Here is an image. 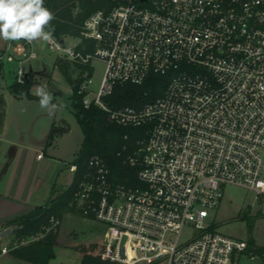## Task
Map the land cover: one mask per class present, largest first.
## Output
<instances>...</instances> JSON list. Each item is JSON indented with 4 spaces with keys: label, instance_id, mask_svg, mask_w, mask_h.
Wrapping results in <instances>:
<instances>
[{
    "label": "built area",
    "instance_id": "2783aa9c",
    "mask_svg": "<svg viewBox=\"0 0 264 264\" xmlns=\"http://www.w3.org/2000/svg\"><path fill=\"white\" fill-rule=\"evenodd\" d=\"M102 1L105 7L84 20L77 45L66 47L54 36L45 41L50 52L85 71L77 83L83 108L100 109L120 128L143 129L124 158L136 169L138 187L112 184L105 161L93 155L74 196L83 217L104 229L95 243L101 259L237 264L246 243L210 230L206 220L227 186L264 197V0ZM12 42L15 57L6 60L18 62L15 82L24 84L22 64L36 59L37 41ZM93 61L105 67L96 91ZM151 75L168 76L153 102L140 109L105 103L116 86L141 85ZM58 225L51 218L42 231ZM187 226L191 232L182 240ZM43 235L0 245V254Z\"/></svg>",
    "mask_w": 264,
    "mask_h": 264
},
{
    "label": "trees",
    "instance_id": "16d2710c",
    "mask_svg": "<svg viewBox=\"0 0 264 264\" xmlns=\"http://www.w3.org/2000/svg\"><path fill=\"white\" fill-rule=\"evenodd\" d=\"M102 0L91 2V8L78 19H74L70 10L54 6L51 0H45V6L55 14V20L46 31H52L53 36L62 40L66 36L80 38L81 26L92 13L105 7ZM91 49L93 46L88 42H83ZM54 66L61 72L66 82L72 88V108L75 119L79 125L83 140L80 150L71 165L76 167L70 186L58 192L50 199L46 206L36 207L33 211L22 217L16 218L7 223V227L16 228L13 232L16 240L31 238L38 234L43 237L28 245L18 247L11 251V254L18 259L33 264H48L54 259V246L57 239L58 228L48 233H43L42 228L48 226L50 219L59 218L66 213H75L77 208L74 202L75 193L78 190L84 174L87 171V161L93 156L102 158L109 168V180L112 184H122L128 187H138L140 185L136 177V169L124 162L125 156L130 153L136 144L143 129H123L111 124L107 120L106 114L96 107L83 108L81 99L77 95V83L82 79L79 73L76 80L72 79V70L82 72L83 69L77 65L57 57ZM82 70V71H81ZM3 77V63L0 56V78ZM168 84V76L151 75L141 85L125 84L116 86L113 95L105 100V103L112 109L134 108L140 109L143 105L153 102L160 97ZM31 79L26 77L23 85L13 84L10 86V93L27 98ZM3 115L0 114V128L3 125ZM127 135V139L124 137ZM125 147V151L123 148ZM210 230H215L214 223ZM82 258L80 264H110L101 259L102 248L93 244L87 247H80ZM251 258L262 257L264 246H256L252 237L246 241V249L243 252ZM242 253V254H243Z\"/></svg>",
    "mask_w": 264,
    "mask_h": 264
},
{
    "label": "rangeland",
    "instance_id": "374dc122",
    "mask_svg": "<svg viewBox=\"0 0 264 264\" xmlns=\"http://www.w3.org/2000/svg\"><path fill=\"white\" fill-rule=\"evenodd\" d=\"M97 1L99 0H51L54 6L70 10L72 17L75 20L86 14V12L92 7L91 2ZM62 40L64 41V45L66 47H74L79 43V38L77 37L66 36ZM15 43L16 42L11 41L8 51V54L12 57H15L12 52V48ZM33 48L37 55L36 59L24 61L22 64L25 70V75L30 69L39 74L28 89L29 95L33 98L22 97L25 99L23 101H19L15 105V108L23 115L25 122H28V125L26 124L27 134H35L37 132L38 125L34 124L35 116H33V114H37V117L51 116L55 120L56 127L65 126L67 128V133L63 136L56 137L51 146L49 145L46 150V154H52L54 158H57V166H59L57 175L60 174L58 185H60L63 179L66 178V180H70V174L68 170H66L67 166L62 168L60 165L62 161L69 163L76 157L80 150L83 136L73 114V101L69 100V98L72 97V88L66 82L61 72L54 66V62L58 55L50 52L43 40H37ZM5 67L6 74L8 75V79L11 84H17L15 82V72L18 68V62L16 60L14 63L6 62ZM104 69V64L100 61H93L91 63L90 78L92 80L91 87L93 91L98 89L103 77ZM79 73L82 72L72 70V79L76 80L80 77L78 75ZM85 74L88 75L89 73L86 72ZM37 86H44L53 96L52 102L58 105L54 114L49 115L46 109L40 107L39 97L35 95ZM8 107L10 109V106ZM6 118L7 116L4 120H6ZM32 118H34V120H31ZM58 132L61 133L62 131ZM262 157L264 161V152L262 153ZM50 172L51 169L48 170L46 167H40L39 170L36 171L33 169L30 173L33 178H36L39 175L44 176ZM262 176L264 178V168ZM56 180L57 176L55 177V181ZM63 190L65 189L57 188V190H55V195ZM75 211V213H66L62 215L58 220L59 231L54 246V258L57 250L67 249L66 245H70L72 243L73 245H78L77 247H71L69 249L79 251V248L82 247L80 243L90 240L100 241L101 239L104 232L102 225L95 221H88L78 210ZM212 223H214L215 230L223 235L229 236L230 238L243 243H246L248 238L252 237L256 246L263 247L264 197H256L255 194L250 191L233 186H227L224 189V197L220 207L212 216H210L209 219L206 220L207 225ZM60 227L62 228V231H60ZM10 229H12V227H10ZM190 232L191 227L187 226L183 232L182 240H184ZM11 241V239H5L2 240V244H8ZM71 250H68L65 255H58L53 264H80V255ZM128 254L131 255V249L129 247ZM14 257L15 256H13L11 252H9L7 256L0 255V264H14L11 262V259H14ZM153 264L162 263L155 262ZM237 264H264V254L262 257L251 258L248 254L243 253L237 258Z\"/></svg>",
    "mask_w": 264,
    "mask_h": 264
},
{
    "label": "crops",
    "instance_id": "0c3cea01",
    "mask_svg": "<svg viewBox=\"0 0 264 264\" xmlns=\"http://www.w3.org/2000/svg\"><path fill=\"white\" fill-rule=\"evenodd\" d=\"M10 45L11 41L0 39V56H2L3 63V77L0 78V101H3L4 97L7 98V106L4 101L2 102V109L5 110L2 115L4 119L6 116L7 118L3 120V125L0 128V132L2 133L0 137V234L6 229H10V227H7V223L27 215L36 207L46 206L55 195L57 188L67 189L72 182L74 174L69 171V167L75 159L73 158L69 163L62 161L60 166L62 168L67 166L66 170L70 174V180H66L65 178L58 185L60 174L57 175L59 171L57 158H54L52 154H46V150L49 145L51 146L56 137L67 133V128L65 126L56 127L55 120L51 116L37 117V114H33L35 116L34 124L38 125L37 132L35 134L26 133V124L28 125V122H25L23 115L15 108V105L25 98L10 93V86L13 84H11L6 74L5 63L8 62L6 56L9 55ZM8 63H14V61ZM38 75L37 72H33L30 69L26 77L30 78L32 83ZM8 106H10V109ZM34 118L31 120H34ZM40 167H46L48 170L51 169V172L47 175L45 174L46 176L39 175L33 178L30 172L33 169L37 171ZM56 176L57 180L55 181ZM60 231H62L61 227ZM5 239L14 240V233L0 238L1 245H3L2 240ZM98 241H84L80 245L87 247ZM77 246L72 243L66 245L67 249L57 250L55 258L49 264H53L58 255H65L68 250H71L69 248ZM71 251L78 253L81 261L82 254L80 251L74 249ZM8 254L0 255L7 256ZM11 262L14 264H31L16 257L11 259Z\"/></svg>",
    "mask_w": 264,
    "mask_h": 264
},
{
    "label": "clouds",
    "instance_id": "9594fccd",
    "mask_svg": "<svg viewBox=\"0 0 264 264\" xmlns=\"http://www.w3.org/2000/svg\"><path fill=\"white\" fill-rule=\"evenodd\" d=\"M55 14L45 6V0H0V39L4 41L50 42L52 31H46ZM35 95L39 97L40 107L49 115L55 113L58 105L44 86H37Z\"/></svg>",
    "mask_w": 264,
    "mask_h": 264
},
{
    "label": "water",
    "instance_id": "95a60500",
    "mask_svg": "<svg viewBox=\"0 0 264 264\" xmlns=\"http://www.w3.org/2000/svg\"><path fill=\"white\" fill-rule=\"evenodd\" d=\"M70 100H72V97L70 98ZM3 101L5 102V104L7 106V98L6 97L3 98ZM3 101H0V114H3L5 112V110L2 109V102ZM1 136H2V133L0 132V137ZM15 230H16V228L15 229H6V230H4L0 234V238H4L5 236L12 234Z\"/></svg>",
    "mask_w": 264,
    "mask_h": 264
}]
</instances>
